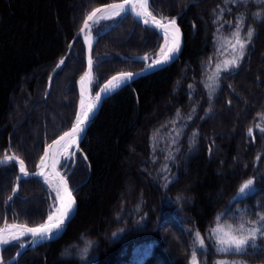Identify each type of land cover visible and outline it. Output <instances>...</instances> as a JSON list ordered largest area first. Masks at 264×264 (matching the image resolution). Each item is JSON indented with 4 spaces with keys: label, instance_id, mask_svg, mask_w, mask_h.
<instances>
[{
    "label": "trees",
    "instance_id": "16d2710c",
    "mask_svg": "<svg viewBox=\"0 0 264 264\" xmlns=\"http://www.w3.org/2000/svg\"><path fill=\"white\" fill-rule=\"evenodd\" d=\"M116 1L0 0V158L12 154L35 172L45 146L72 124L77 81L86 70L80 39L44 99L49 77L87 14ZM150 9L181 26L180 59L103 103L69 166L67 180L78 194L75 216L59 238L15 264H191L194 253L196 264H264V251L218 252L209 231L217 223L251 228L264 214V4L150 0ZM241 14V36L254 27L255 37L240 66L228 64L225 71L236 55L232 33ZM111 24L97 33L92 49L93 93L120 69L143 66L125 58L155 54L161 43L130 17ZM18 171L14 163L0 167V227ZM250 178L254 191L238 196ZM54 202L40 180H23L8 222L34 227ZM257 243L264 249V241ZM17 245L4 248V261Z\"/></svg>",
    "mask_w": 264,
    "mask_h": 264
},
{
    "label": "snow or ice",
    "instance_id": "6c2138e0",
    "mask_svg": "<svg viewBox=\"0 0 264 264\" xmlns=\"http://www.w3.org/2000/svg\"><path fill=\"white\" fill-rule=\"evenodd\" d=\"M128 2V0H125V4ZM229 0H225V3H228ZM233 3H235V0H232ZM253 2H257V0H253ZM140 6L144 9H148L150 7V0H139ZM241 4L245 3V0H240ZM259 4H264V0H258ZM125 4H112L108 7L114 9V14L116 16H121L122 14H127L129 11L133 10L135 8V4L132 5V9L126 8ZM100 11V9H97L94 11L91 15L88 16V18L84 22V28L89 27V21H92L93 18L96 16V12ZM224 9H221L220 15H223ZM141 15V13H137V16ZM103 18V17H102ZM254 18L256 20H261V14L260 12H256L254 14ZM155 19V18H153ZM157 26H165L170 25L171 29L173 31V41L174 46L169 47L168 51L163 54V60H156L153 63L163 65L165 63H170L174 59H176V53L180 50L181 47V41H180V29L177 26L176 19L173 18L170 21H155ZM214 23L216 21H213ZM145 23L147 24L148 21L145 20ZM226 23L231 24V21H226ZM246 27L245 24V17L243 14H241L239 17L236 18L235 21V29L232 33V36L235 38V43L232 44L233 51L236 52V55L234 58L230 61L226 62L225 71H227V65L230 64L233 68H238L240 66L241 61L243 58L247 55V48L253 44V40L255 37V28L254 27H247V32L244 37L241 36L242 30ZM84 28L81 29V31L84 30ZM168 27L165 26V35L168 34ZM219 31V29H218ZM231 43V41H230ZM238 46V49H237ZM71 47V45L69 46ZM64 63V60L61 59L60 63L57 65V67H60L61 64ZM92 62L89 61V69L91 70ZM151 67V66H150ZM133 74L129 73L126 76L121 77H114L113 81H109L108 85H106L103 89H101V92L104 95H110L111 93L119 90L122 87L127 86L131 83L133 79ZM213 78L218 79V75L214 73ZM110 85V86H109ZM191 87V85H190ZM101 94L97 93V100L101 99ZM96 105H89L88 111L83 113V119L80 117L77 118L76 125L74 126L71 133H66V136H72L75 139L79 140L83 138V133L85 129L87 128V124L91 122L93 116L95 115ZM179 112L177 113V116H179ZM190 118V117H189ZM261 131L264 132V128H261ZM196 134L193 133V136ZM249 135H252V129H249ZM61 140L64 139V137L60 138ZM56 143H59L57 141ZM74 155L70 154L69 159L71 156ZM259 158V157H258ZM15 159V157H5L4 160H0V165L7 164L10 160ZM21 171L23 172V166H21ZM27 175V173H25ZM167 179V178H166ZM171 182V181H169ZM62 183L64 185V192L70 197L71 192L68 190L67 183L62 180ZM254 178H250L247 181H245L240 188L238 189V196H246L250 192L254 191ZM58 198L63 199L60 197V193H57ZM11 199V198H10ZM180 197H177V200H179ZM73 201H69L62 209H57L56 212L58 215L51 214L48 217V223L41 225L40 227L36 228H21L18 231L17 235H13L11 239L6 238L5 233L8 232V229L0 230V246H6L10 245L13 241H20L18 243V248L23 249L25 247L24 241H21V237L24 236L27 233H30L32 236V243L33 246H35L38 243H43L45 240H50L55 238L56 236H59L60 233L64 231V227L66 226L67 222L71 220L75 208L73 207ZM259 219L251 221L252 227L251 228H245L244 224L241 223L238 228H233L231 225H221L217 223V225L214 228H211L209 231L212 234V236L216 239L217 244L220 245V247L217 248L218 252L221 253H230L234 255H244L246 254L250 249L255 251H264V249H261L260 245L257 243V241H264V214H258ZM219 220V217L217 218ZM16 227V226H13ZM115 235V234H114ZM195 240L200 245L201 249H204L205 247V240L201 237V234L199 231L195 233ZM191 264H196V254L194 253L191 259ZM217 264H228L227 261H218ZM233 264H236V262H233Z\"/></svg>",
    "mask_w": 264,
    "mask_h": 264
},
{
    "label": "water",
    "instance_id": "95a60500",
    "mask_svg": "<svg viewBox=\"0 0 264 264\" xmlns=\"http://www.w3.org/2000/svg\"><path fill=\"white\" fill-rule=\"evenodd\" d=\"M112 4H125V0H120V1H116V2H113V3H109V4H106V5L99 6V7L95 8V9H93L91 12H89L88 15L85 17L80 30L78 31V33L76 34V36L73 38V40L70 43L71 47H68L67 53L62 58L64 60V63L61 64L60 67H57V65L61 61L60 60L58 62V64L56 65L55 69L53 70V72L51 73V75L49 77V80H48L47 90H46V94L44 96V99L47 98V96H48V94H49V92L51 90V85H52V81H53L54 76L56 75L58 70L61 69L64 66V64L66 63V61L70 57V55L72 53V50H73V47H74V45H75V43H76V41L78 39H80L83 42V44H84V46L86 48V63H87V66H86V71H85L84 74H86L88 71L92 72V67H93L92 48H93L97 38L92 39L91 42H87L86 41V34L89 31H91L92 26L95 24V21H96L97 18H99L101 15H103V14H105L107 12H114L115 11L114 9L108 7L109 5H112ZM133 4H135V7H137L138 4H140L139 0H128V2L125 4V7L129 8V9H132V5ZM97 9H100V11L96 12V16L93 18V20L88 22L89 23V27L88 28H84L85 20L88 18L89 15H91ZM149 11L151 12L150 7H149ZM151 14L156 19V21H162V22L170 21L168 19L157 18V17H155L153 15L152 12H151ZM126 16H129L137 24H139V25H141V26H143L145 28H148V29L156 32L158 34V36H159V39H162V37H163L162 35L165 34V26L168 27L169 31L171 29L170 25H165V26L158 27L155 21H148L147 20L148 23L146 24L145 23V19H142L140 16H137V13H136V11L134 9L129 11L126 15L122 14L119 17L120 18H124ZM176 23H177V21H176ZM177 26L180 29V41H181L180 50L175 54L177 58L174 59L173 61H171L170 63L163 64L162 66L159 65V64H154L152 62V63H150L148 65H145V66H142V67H139V66L125 67V68L120 69L119 71L115 72L110 77H108L106 79V81L101 85L100 89L97 92V93L101 94L102 98L97 100V94L94 97L95 99H94V103L93 104L96 105L95 115L93 116L91 122L87 124V128L85 129V131L83 133V138L86 136L90 125L92 124V122L94 121L95 117L97 116V114H98L99 110L101 109L103 103L108 98H110L112 95H114L117 91H119L121 89L120 88L119 90L111 93L110 95H104L101 92V89H103L106 85H108L109 81H113L114 77L126 76L127 74L131 73V74H133V77H134L132 79L131 83H130V84H132L138 78L146 76V75H148L150 73L159 71L161 69L167 68V67L171 66L173 63L177 62L180 59V56L182 54V51H183V48H184V45H185V35L183 33V30H182L181 26L178 23H177ZM82 28H84L83 31H81ZM169 31H168V33H169ZM148 59H149L148 56H134V57H131V58H125L124 60L128 61L130 63H146L148 61ZM90 60L92 62L91 70L89 69V61ZM113 83H115V81H113ZM130 84H128V85H130ZM78 117L79 116L77 114L76 118L74 119L72 124L67 129H65L63 132H61L51 143H49L48 145L45 146L42 158H41V160H40L35 172H29L27 170L26 166L24 165L23 161L20 158L16 157V156L6 155L5 154L3 157L0 158V160H4L5 157H15V159L10 160L5 165H8L10 163H15L19 167V172H18V176L16 178V184H15L14 190L12 191L11 195L7 198L6 203H5V219H4L3 224L0 227V230L8 229V232H14V233H12L11 237L13 235H17L19 229H21V228H25V227L26 228H36V227H40L41 225H44V224L48 223V217L49 216L47 217V219L43 223H41L39 225H36L34 227H28V226L20 225V224H16V223H8V210H9L10 202L18 195V192L20 191V188H21V182L23 180H25V179H38L44 185H46V179L50 178L54 183L57 184L60 194L63 197L67 198L69 196L64 192V185L62 183V180L65 181L67 183L68 190L71 192L70 198L74 201L73 207L75 208V212H74L72 218L75 216V214L77 212V209H78V194H77V191H76L75 188H71L69 186L66 177L63 176L62 172L58 171V168L56 167V165H57L59 152H60V150H61V148H62L64 143H66L69 140L71 142L70 145L67 148V151H66V155L67 156H69L70 154H73V153L75 155L76 152L80 148V143L83 140V138L77 140V139H75L72 136H66L65 135L66 133H71L72 132L74 126L76 125ZM80 118L83 119V116H81ZM61 137H64V139L61 140L60 139ZM57 141H59V143H56ZM5 165H0V167L5 166ZM21 166H23V169H24L23 172L21 171ZM25 173H27V175H25ZM72 218H71V220H72ZM70 221L67 222L66 226L64 227V231L66 230V228H67V226H68ZM13 226H16V227H13ZM64 231L62 233H60L59 236H56L55 238L50 239V240H45L43 243H38L35 246H33L32 243H30L32 241V239H33L31 234L30 233L25 234L24 236H22L20 238L21 241L26 242L25 243V247L23 249H18L17 252L8 261H3V258H2V251H3L4 247H6L7 245L3 246L0 249V264H15V263H17L18 260L20 259V257L25 252H27L29 250H32V249H35V248H37L38 246H40V245H42L44 243L56 240L57 238H59L64 233ZM13 242H18V241H13Z\"/></svg>",
    "mask_w": 264,
    "mask_h": 264
},
{
    "label": "bare ground",
    "instance_id": "6f19581e",
    "mask_svg": "<svg viewBox=\"0 0 264 264\" xmlns=\"http://www.w3.org/2000/svg\"><path fill=\"white\" fill-rule=\"evenodd\" d=\"M134 10L136 11V13H141V15H139L142 19L148 20V21H156V19H153L154 17L152 16L151 12L148 9H144L140 6V4H138L137 7L134 8ZM103 17V18H102ZM119 16H116L114 14V12H107L103 15H101L99 18L96 19L95 23L101 21V20H109V19H117ZM164 43L162 45L161 48V52L159 53V55L157 56L156 60H163V54L166 53L168 51L169 47L174 46V41H173V31L172 29H170L169 33L167 34V36L165 34L162 35ZM86 41L87 42H91L92 41V36L90 31L86 34ZM93 82V74L91 71H88L86 74H84V76L80 79L79 83H78V89H79V93H80V103H79V110H78V116L81 117L83 116V113L88 111V107L89 105H92L94 103V97L92 95V88H91V83ZM70 140L67 141L66 143L63 144L59 155H58V160H57V165L56 167L58 168V166L60 165V163L64 160V158L67 157L66 155V151L68 146L70 145ZM58 189V187H57ZM59 191H57L58 193ZM60 193V192H59ZM61 198H58L57 196V203H56V208L54 209L53 214L54 215H58V213L56 212L57 209H62L64 207V205H66L70 200L73 201L70 197H63L60 194ZM74 202V201H73ZM74 204V203H73ZM14 232H7L5 233L6 238L10 239L11 235ZM3 246H0V249Z\"/></svg>",
    "mask_w": 264,
    "mask_h": 264
},
{
    "label": "rangeland",
    "instance_id": "374dc122",
    "mask_svg": "<svg viewBox=\"0 0 264 264\" xmlns=\"http://www.w3.org/2000/svg\"><path fill=\"white\" fill-rule=\"evenodd\" d=\"M165 19V18H163ZM116 21V19H109V20H101L97 23H95L93 26H92V29L90 31L92 37H96L97 36V33L98 32H101L102 30H106L108 29L112 24L111 23H114ZM101 26H104V27H101ZM163 44V43H162ZM162 47V46H161ZM161 52V48L157 50V52L155 54H151V53H147L145 54L146 56L150 57L148 60L152 59V58H155V56H158L159 53ZM158 54V55H157ZM153 56V57H152ZM152 57V58H151ZM157 58V57H156ZM226 63V62H225ZM225 63H222L221 65L222 66H225ZM80 79V78H79ZM78 79V80H79ZM78 82V81H77ZM95 85V82L93 81L91 83V88H92V95L95 97V93H93V86ZM100 88V87H99ZM98 91V90H97ZM53 120V119H52ZM70 156V155H69ZM75 159V156L72 155L71 158H65L59 165V171L63 173L64 176H67V174L69 173L70 169H69V166L71 164L72 161H74ZM74 164L72 165V168H73ZM46 184H47V187H48V190L50 192H52L53 194H57V186L53 183V181L48 178L46 179ZM56 201V200H55ZM56 207V202H54V204L52 205L51 207V214L53 213L54 209ZM50 215V214H49ZM223 261H227V260H223ZM228 264H233L231 263L230 261H227ZM236 264H240L239 262L236 263Z\"/></svg>",
    "mask_w": 264,
    "mask_h": 264
}]
</instances>
